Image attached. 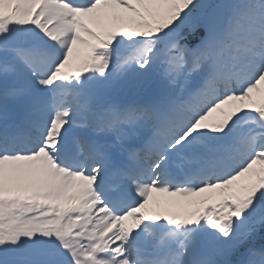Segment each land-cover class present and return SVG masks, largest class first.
I'll return each instance as SVG.
<instances>
[{
	"label": "snow or ice",
	"instance_id": "1",
	"mask_svg": "<svg viewBox=\"0 0 264 264\" xmlns=\"http://www.w3.org/2000/svg\"><path fill=\"white\" fill-rule=\"evenodd\" d=\"M0 264H264V0H0Z\"/></svg>",
	"mask_w": 264,
	"mask_h": 264
},
{
	"label": "rangeland",
	"instance_id": "2",
	"mask_svg": "<svg viewBox=\"0 0 264 264\" xmlns=\"http://www.w3.org/2000/svg\"><path fill=\"white\" fill-rule=\"evenodd\" d=\"M175 198H172L171 197V199H170V201H172V200H174ZM181 208H183V207H174L172 210H173V212H177V213H181V212H179L180 210H182ZM180 209V210H179ZM184 209V208H183Z\"/></svg>",
	"mask_w": 264,
	"mask_h": 264
}]
</instances>
